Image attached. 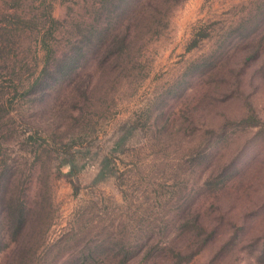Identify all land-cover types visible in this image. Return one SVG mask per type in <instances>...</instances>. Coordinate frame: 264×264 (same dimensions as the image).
<instances>
[{
    "label": "rangeland",
    "instance_id": "rangeland-1",
    "mask_svg": "<svg viewBox=\"0 0 264 264\" xmlns=\"http://www.w3.org/2000/svg\"><path fill=\"white\" fill-rule=\"evenodd\" d=\"M92 1L45 4L69 24L87 20ZM43 9L25 16L45 17ZM70 37L56 38L57 57ZM25 48L19 66L31 75L42 52L30 36ZM90 72L91 61L72 62L42 92L13 101L0 160L13 180L25 172L27 196L38 170L47 176L53 213L40 247L30 224L16 246L0 227V264H264V0L179 4L147 42L133 81L92 96L106 99L88 103L80 147L71 148L81 149L82 168L69 176L61 166L56 176L77 132L58 104ZM0 84H9L2 72ZM35 130L55 142L47 156L25 142Z\"/></svg>",
    "mask_w": 264,
    "mask_h": 264
},
{
    "label": "trees",
    "instance_id": "trees-1",
    "mask_svg": "<svg viewBox=\"0 0 264 264\" xmlns=\"http://www.w3.org/2000/svg\"><path fill=\"white\" fill-rule=\"evenodd\" d=\"M7 1L10 4H6ZM38 1L36 7L25 3V0H2L0 3L3 7L0 10V73H5L9 81L8 85L0 84V129L4 128L3 123L14 107V100L26 97L33 91L42 92L50 76L61 72L72 62L82 59L91 61L92 72L72 85L60 100L57 110L60 116L61 113L65 114V117L61 116L63 121L77 132L73 143L62 150L65 156L54 166L55 175L60 174L59 167L67 166L68 175L73 176L82 168L76 162L81 149L71 148L75 145L80 147L81 142H75V139L87 126L84 121L87 116L85 111L91 107L88 103L103 105L105 99L112 97L110 95L123 83L133 81L131 73L139 65V56L143 54L147 42L167 26L172 12L185 0H93L87 20H72L69 24L65 23L66 20L55 19L51 6L45 4V0ZM41 6L44 7L42 15L45 17L32 16L29 19L25 16L39 13ZM68 34L71 37L61 46L57 57L58 47L56 44L54 46V42L58 35L66 37ZM29 36L35 42L36 56L37 52H42V57L39 70L26 75L23 71L25 63L19 65L26 60V54L31 53L29 48L21 51L22 38ZM57 89L53 88L51 95H56L59 92ZM100 94L107 97L102 101L92 97ZM25 142L46 151L45 156L47 149L55 145L49 136L43 138L36 130L26 137ZM35 160H40L39 154ZM50 165L53 167L51 160ZM99 172L101 176L105 175L102 168ZM18 174L19 177L13 180V171L7 160H0V179L3 181L0 188V227L16 246L25 226L30 224L32 234L37 230V245L40 247L43 243L41 238L45 237L51 226V183L38 170L33 192L27 196V176L24 171H18ZM23 253L26 257L34 256L29 249ZM194 254L186 257L189 260ZM122 261H127V258Z\"/></svg>",
    "mask_w": 264,
    "mask_h": 264
}]
</instances>
